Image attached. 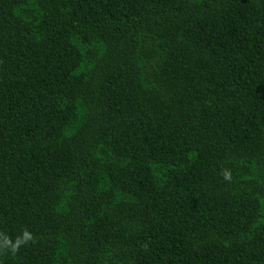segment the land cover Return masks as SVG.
<instances>
[{"label": "trees", "instance_id": "trees-1", "mask_svg": "<svg viewBox=\"0 0 264 264\" xmlns=\"http://www.w3.org/2000/svg\"><path fill=\"white\" fill-rule=\"evenodd\" d=\"M0 264H264V0H0Z\"/></svg>", "mask_w": 264, "mask_h": 264}, {"label": "clouds", "instance_id": "clouds-1", "mask_svg": "<svg viewBox=\"0 0 264 264\" xmlns=\"http://www.w3.org/2000/svg\"><path fill=\"white\" fill-rule=\"evenodd\" d=\"M227 178V177H226ZM31 237L27 234V233H25V239H30Z\"/></svg>", "mask_w": 264, "mask_h": 264}]
</instances>
